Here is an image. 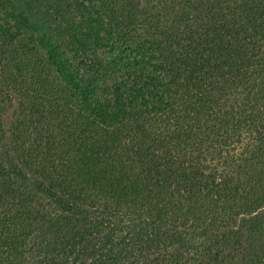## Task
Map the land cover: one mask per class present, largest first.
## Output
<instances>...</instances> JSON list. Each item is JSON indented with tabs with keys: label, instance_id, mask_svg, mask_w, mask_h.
Listing matches in <instances>:
<instances>
[{
	"label": "trees",
	"instance_id": "16d2710c",
	"mask_svg": "<svg viewBox=\"0 0 264 264\" xmlns=\"http://www.w3.org/2000/svg\"><path fill=\"white\" fill-rule=\"evenodd\" d=\"M83 252L264 264V0H0V264Z\"/></svg>",
	"mask_w": 264,
	"mask_h": 264
},
{
	"label": "rangeland",
	"instance_id": "374dc122",
	"mask_svg": "<svg viewBox=\"0 0 264 264\" xmlns=\"http://www.w3.org/2000/svg\"><path fill=\"white\" fill-rule=\"evenodd\" d=\"M6 171L13 176L26 179L25 176L22 173L18 172L17 169H15L11 164L7 165ZM27 181L30 184L31 188L43 198V201L48 208L57 210L62 213L68 212V213L76 214L80 212L78 209H76L75 206L61 199L56 194L47 191L38 182L30 179H28ZM86 259H87V253L86 252L80 253L76 258L73 259L72 264H83L86 261Z\"/></svg>",
	"mask_w": 264,
	"mask_h": 264
}]
</instances>
